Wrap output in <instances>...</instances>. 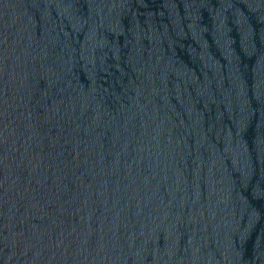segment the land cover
Listing matches in <instances>:
<instances>
[{"label": "water", "instance_id": "water-1", "mask_svg": "<svg viewBox=\"0 0 264 264\" xmlns=\"http://www.w3.org/2000/svg\"><path fill=\"white\" fill-rule=\"evenodd\" d=\"M0 264H264V0H0Z\"/></svg>", "mask_w": 264, "mask_h": 264}]
</instances>
